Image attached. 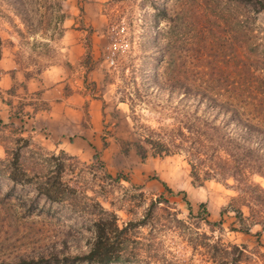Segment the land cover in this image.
I'll return each instance as SVG.
<instances>
[{
    "label": "rangeland",
    "instance_id": "374dc122",
    "mask_svg": "<svg viewBox=\"0 0 264 264\" xmlns=\"http://www.w3.org/2000/svg\"><path fill=\"white\" fill-rule=\"evenodd\" d=\"M65 30H89L87 43L91 33L102 36L96 62L105 74L100 91L111 104L108 132L115 141L107 160L100 153L98 159L74 156L65 180L115 211L121 226L146 214L163 182L174 191H164L171 207L155 211L156 218L139 229L142 241L152 238L155 257L114 264H215L204 247H195L205 236L212 242L246 244L253 264H264V237L248 238L240 230L254 218L239 192L206 181L202 186L210 195L199 219L187 208L188 191L180 189L189 180L193 183L187 157L149 151L143 159L137 147L142 132L137 124L172 128L177 112L196 109L200 92L229 101L264 127V0H0V57L10 56L27 77L39 78L66 62L61 41ZM116 40H126L129 47L120 49L110 66L109 47ZM187 87L192 95L185 104L180 101ZM122 100L124 109H117ZM129 102L138 123L130 118ZM17 136L12 127L0 124V159L6 158L3 145L13 148ZM32 142L45 152H61ZM253 178L264 187V178ZM221 200L247 215L243 211V219H236L232 209L226 219L218 215ZM83 201L52 202L35 184H15L0 176V264L87 252L94 227L91 216L80 210L93 201ZM215 209L217 220L209 213Z\"/></svg>",
    "mask_w": 264,
    "mask_h": 264
},
{
    "label": "trees",
    "instance_id": "16d2710c",
    "mask_svg": "<svg viewBox=\"0 0 264 264\" xmlns=\"http://www.w3.org/2000/svg\"><path fill=\"white\" fill-rule=\"evenodd\" d=\"M65 17L64 14L63 18ZM184 90L180 102L188 104L191 100L187 96L191 97L192 94L188 87ZM197 96L194 99L196 109L177 112L176 124L172 128L152 129L145 124H137L142 131L137 143L139 153L143 159L148 157L149 151L154 156L184 154L191 166V177L195 186H202L208 180H216L244 197L243 206L250 209L254 220L246 228L240 229L241 231L250 233L251 226L256 224L264 229V187L253 178H264L263 124L255 123L254 115L243 114L229 101L203 92ZM192 104L193 101L189 106ZM129 105L130 118L138 123L134 116L133 102H129ZM203 105L205 109L202 110ZM175 109L180 111L181 108L177 106ZM0 124L12 127L15 135H18L13 139V148L3 145L6 158L0 159V176H7L15 184H35L37 192L52 202L80 204L84 202L83 199L93 201L82 206L80 210L91 216L94 227V237L87 252L75 257L53 256L23 260L19 264H114L155 257L151 254L152 238L145 237L146 240L142 241L139 235L142 232L139 229L156 218L155 211L171 207L165 192L157 198H150V204L142 218L129 220L121 226L115 211L107 209L101 201L82 191L81 187L65 180L71 169L68 161L74 156L65 151L59 154L45 152L42 147L33 145V140L24 136L20 129L2 121ZM26 154L30 155V160ZM96 158L98 159L97 156ZM107 177L114 180L110 174ZM230 181L234 184L230 185ZM162 184L170 194L174 193L166 182ZM205 206L202 203L200 210L194 213L191 202L187 201L191 215L195 214L199 219L205 215ZM230 209L235 211L239 219H243V210L240 207L234 209L230 206ZM226 211L228 208H224L221 215ZM205 238L204 242H195V247H204L215 264L254 263L248 245L224 244L220 241L212 242L209 236Z\"/></svg>",
    "mask_w": 264,
    "mask_h": 264
},
{
    "label": "crops",
    "instance_id": "0c3cea01",
    "mask_svg": "<svg viewBox=\"0 0 264 264\" xmlns=\"http://www.w3.org/2000/svg\"><path fill=\"white\" fill-rule=\"evenodd\" d=\"M88 33L89 30H65L61 41L66 62L50 67L39 78L22 74L15 61L3 54L0 57V121L20 129L24 136L48 149L65 151L85 160L100 153L107 160L115 141L108 132L111 104L107 93L100 91L105 74L96 62L102 36L91 33L87 43ZM125 105L118 102L116 107L124 109ZM180 189L188 191L194 213L210 195L207 188L194 187L191 180ZM194 200L198 205H194ZM226 204L225 200L219 202V214L217 209L213 213L209 210L214 220L227 209ZM226 213L234 214L228 209L223 214L225 219ZM247 234L248 238L263 241L264 229L256 224Z\"/></svg>",
    "mask_w": 264,
    "mask_h": 264
},
{
    "label": "built area",
    "instance_id": "2783aa9c",
    "mask_svg": "<svg viewBox=\"0 0 264 264\" xmlns=\"http://www.w3.org/2000/svg\"><path fill=\"white\" fill-rule=\"evenodd\" d=\"M123 30V29H122ZM129 47V44L126 40L124 41H114L112 45L109 47L110 54H108V62L110 66H114L116 63V54L120 51V49H126Z\"/></svg>",
    "mask_w": 264,
    "mask_h": 264
}]
</instances>
